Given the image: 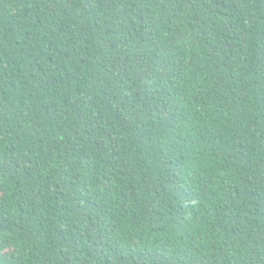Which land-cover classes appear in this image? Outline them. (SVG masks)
Returning a JSON list of instances; mask_svg holds the SVG:
<instances>
[{"label": "trees", "instance_id": "16d2710c", "mask_svg": "<svg viewBox=\"0 0 264 264\" xmlns=\"http://www.w3.org/2000/svg\"><path fill=\"white\" fill-rule=\"evenodd\" d=\"M0 264H264V0H0Z\"/></svg>", "mask_w": 264, "mask_h": 264}]
</instances>
